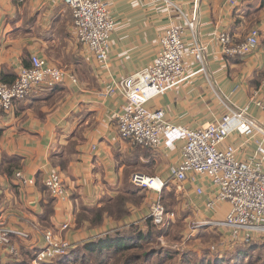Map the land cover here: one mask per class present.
<instances>
[{
	"label": "crops",
	"instance_id": "obj_1",
	"mask_svg": "<svg viewBox=\"0 0 264 264\" xmlns=\"http://www.w3.org/2000/svg\"><path fill=\"white\" fill-rule=\"evenodd\" d=\"M109 1L116 27L108 61L102 65L79 42L66 0H0V81L16 80L34 55L78 78V83L61 84L52 92L34 89L9 112L0 106V220L28 234L13 235L17 255L0 245V264L35 256L45 245L47 230L69 241L71 249L60 257L67 259L84 244L116 247L134 237L133 228L147 229L150 210L158 199L162 202L166 186L158 194L135 186L131 177L140 172L167 184L175 182L169 168L181 160L183 143L150 148L122 138L116 116L126 98L99 93L152 63L169 26L185 28V70L191 77L147 106L164 111L168 122L190 128L220 120L228 106H248L249 115L264 126V0ZM194 13L197 42L205 47L203 62L191 52L195 41L184 17ZM253 28L260 30V39L252 52H224L219 33L238 44ZM256 91L262 106L253 100ZM244 142L232 134L222 147ZM253 151L254 144H249L238 155L246 159ZM20 170L35 182L22 184L16 177ZM53 170L66 185L65 199L54 196L46 185ZM184 186L187 189L174 193L178 201L197 188L211 189L209 180L199 176ZM197 197L192 206L201 213L225 217L228 204L209 212L207 195Z\"/></svg>",
	"mask_w": 264,
	"mask_h": 264
},
{
	"label": "built area",
	"instance_id": "obj_2",
	"mask_svg": "<svg viewBox=\"0 0 264 264\" xmlns=\"http://www.w3.org/2000/svg\"><path fill=\"white\" fill-rule=\"evenodd\" d=\"M73 10L74 27L77 38L88 48L100 64H106L111 47V34L116 23L112 15L109 0H66ZM172 4L171 0H161ZM234 3V0H231ZM187 29L193 33L195 46L191 52L197 60L203 62L204 46L198 44L196 37L197 14L190 18L184 16ZM185 28L169 26L160 38V48L154 61L141 70L114 82L101 91L102 97L121 94L126 98V106L117 114L118 132L124 139L150 148H158L163 143L168 146L177 141L183 143L182 156L178 163L170 166L171 178L180 188L197 176L209 180L211 189L206 192L197 188L196 193L207 195L206 207L216 211L221 205L228 204L224 218H214V223L227 232L230 246L264 243V126L249 115V107L234 108L228 106L227 113L217 121L199 128L177 126L168 122L162 110H152L147 104L154 97L163 94L191 77L185 70L187 49ZM223 50L229 55H243L252 52L259 44L260 30L253 28L246 39L238 44L223 32L218 34ZM203 69V68H202ZM65 83H78L76 74L70 70L50 64L46 59L34 55L31 65L21 68L17 79L12 84L0 82V106L9 112L17 100L25 99L32 90ZM253 100L262 106L258 99ZM232 134L245 138L237 147L222 143ZM254 144V151L246 159L238 153ZM22 184H33L23 171L16 172ZM131 182L138 187H147L162 193L167 181L157 176L134 173ZM51 193L58 198H66V185L56 170L51 171L46 179ZM167 214L165 206L158 199L150 210L149 217L155 225L162 227ZM203 225L199 223L197 228ZM17 235L27 238L23 231L12 230L0 220V245L6 246L11 254L17 255L12 246V237ZM44 247L36 253L31 264H56L57 260L69 252L71 244L62 240L52 230L44 233Z\"/></svg>",
	"mask_w": 264,
	"mask_h": 264
},
{
	"label": "trees",
	"instance_id": "obj_3",
	"mask_svg": "<svg viewBox=\"0 0 264 264\" xmlns=\"http://www.w3.org/2000/svg\"><path fill=\"white\" fill-rule=\"evenodd\" d=\"M14 81L6 82L5 78H2L0 82L12 84ZM59 86H61V84L55 86L54 88L44 86L41 87L40 90L52 92ZM169 184H175V182L169 181L168 184H166V189ZM174 193V191L172 192L170 190H166L162 197V202L165 206L167 214L174 212L171 211L172 207L169 206L166 201L170 202L171 205H175V203L178 202ZM147 225V229L141 230L140 228H133L132 230L134 233L132 235L134 237L129 238L124 243H121L116 247L112 246V244L108 245L106 243L105 246L100 245L98 248L95 242L87 243L82 247L77 248L78 252H73V254L70 255V258H59L57 262L60 261V263L58 262L56 264H191L187 258L179 261L176 260V250L171 249V246L165 248L162 241L172 240L174 243L180 241L179 232L182 226L179 221L169 218L166 219L164 226L158 227L150 218ZM176 228L178 229L177 231H175ZM238 248H240V250L234 252L233 256L240 257L241 259L233 262V258H230V263L264 264L263 256L257 255L254 258L251 255V252H255L257 248L264 249V243L252 242L249 244H242ZM23 256L24 259L21 261L10 264L32 263L34 256H29V254ZM207 257H209V255ZM197 264H216V261Z\"/></svg>",
	"mask_w": 264,
	"mask_h": 264
},
{
	"label": "rangeland",
	"instance_id": "obj_4",
	"mask_svg": "<svg viewBox=\"0 0 264 264\" xmlns=\"http://www.w3.org/2000/svg\"><path fill=\"white\" fill-rule=\"evenodd\" d=\"M185 189L187 188L184 185L180 188L177 184H169L165 190L180 193ZM188 190H191V188ZM195 194L197 193H190L191 197H188L189 199L187 197L185 199L180 195L181 198H178L179 201L175 205H171L170 202L165 200L172 207L171 211L174 212L169 214H173V220L179 221L182 226L180 232L178 231L180 241L174 243L172 240H164L165 248L171 246V249L177 252L176 260L187 258L191 264L214 261H216V264H232L229 262L230 258H233V262L240 260V257L233 255L234 252L240 250L238 247L241 244L230 246L227 242V232L221 226L215 225L213 221L214 214H203L201 208H195V205L192 206V202L197 204V195L201 196ZM169 218L168 216L166 219ZM201 222L203 225L197 228L196 226ZM177 230L176 228L175 231ZM208 255L209 257H207ZM251 255L254 258L257 255L264 257V249L257 248L255 252H251Z\"/></svg>",
	"mask_w": 264,
	"mask_h": 264
}]
</instances>
